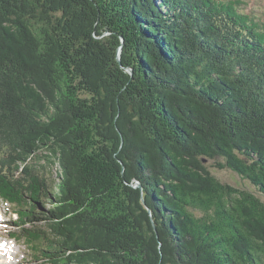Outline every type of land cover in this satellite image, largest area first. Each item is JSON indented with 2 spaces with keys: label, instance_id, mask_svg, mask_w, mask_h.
<instances>
[{
  "label": "trees",
  "instance_id": "obj_1",
  "mask_svg": "<svg viewBox=\"0 0 264 264\" xmlns=\"http://www.w3.org/2000/svg\"><path fill=\"white\" fill-rule=\"evenodd\" d=\"M262 21L233 0H0V199L27 264H264Z\"/></svg>",
  "mask_w": 264,
  "mask_h": 264
},
{
  "label": "rangeland",
  "instance_id": "obj_2",
  "mask_svg": "<svg viewBox=\"0 0 264 264\" xmlns=\"http://www.w3.org/2000/svg\"><path fill=\"white\" fill-rule=\"evenodd\" d=\"M226 1V0H225ZM229 1V0H228ZM237 2V6L240 10L257 17L264 22V0H233ZM43 150L42 153H46ZM39 162V161H38ZM38 164L43 165L40 168L47 176L56 179L58 170V164L46 163L45 160H41ZM209 166V170L215 175L216 178L223 182L231 183L243 188L254 189L253 185L245 179L240 178L235 172L230 169L224 168L219 169L213 166V161L208 160L206 162ZM14 207L7 203L6 201L0 199V240L6 242L7 248H4L6 253L2 256L0 255V264H27L32 258L31 251L28 250L24 243V239L14 240L11 238V228L12 222L15 220L16 216L13 214ZM1 253V251H0ZM13 260H11V258Z\"/></svg>",
  "mask_w": 264,
  "mask_h": 264
},
{
  "label": "water",
  "instance_id": "obj_3",
  "mask_svg": "<svg viewBox=\"0 0 264 264\" xmlns=\"http://www.w3.org/2000/svg\"><path fill=\"white\" fill-rule=\"evenodd\" d=\"M120 48L117 49V52H116V60L120 63ZM126 71H128L129 73H131V69L129 68H125ZM137 186H140L139 183L136 184Z\"/></svg>",
  "mask_w": 264,
  "mask_h": 264
}]
</instances>
